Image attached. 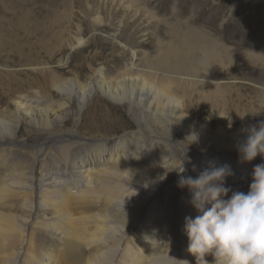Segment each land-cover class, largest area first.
Returning <instances> with one entry per match:
<instances>
[{"label": "bare ground", "instance_id": "6f19581e", "mask_svg": "<svg viewBox=\"0 0 264 264\" xmlns=\"http://www.w3.org/2000/svg\"><path fill=\"white\" fill-rule=\"evenodd\" d=\"M121 6L150 20L133 2ZM122 32L111 39L125 58L134 35ZM121 63L91 66L85 81L45 75L60 102L32 91L13 99V112L0 110V264H196L185 221L200 213L178 180L228 165L225 187L249 191L264 158L241 163L236 145L247 139L242 128L264 121V61L163 23L139 64ZM98 101L124 107L134 128H103ZM72 104L92 131L118 138L64 132ZM22 123L45 135L28 158L16 138Z\"/></svg>", "mask_w": 264, "mask_h": 264}, {"label": "rangeland", "instance_id": "374dc122", "mask_svg": "<svg viewBox=\"0 0 264 264\" xmlns=\"http://www.w3.org/2000/svg\"><path fill=\"white\" fill-rule=\"evenodd\" d=\"M128 2L147 11L150 20L146 21L143 12L136 15L121 6ZM97 17L100 25L94 22ZM163 23L199 31L225 50L264 61V0H0V110L7 107L13 112V99L32 91L43 93L50 100L48 106L60 102L59 95L44 83L45 75L85 81L92 67H114L119 59L123 66L139 64ZM182 23L187 24L180 26ZM120 30L126 37L134 35V45L130 44L133 51L125 49V58L124 48L111 39H119ZM238 64L248 65L244 61ZM98 104L102 105L100 101ZM71 107L61 125L64 132L73 131L92 143L118 138L104 129L92 131L78 118L77 107ZM102 107L94 108L108 114L103 128H112L118 136L134 128L124 107L109 103ZM81 111L84 115L85 107ZM16 138L23 140L19 148L28 158L29 151L36 150L45 135L22 123Z\"/></svg>", "mask_w": 264, "mask_h": 264}, {"label": "clouds", "instance_id": "9594fccd", "mask_svg": "<svg viewBox=\"0 0 264 264\" xmlns=\"http://www.w3.org/2000/svg\"><path fill=\"white\" fill-rule=\"evenodd\" d=\"M241 135L247 139L236 145L240 162L264 158V121L242 128ZM232 175L230 166L212 165L177 182L180 189H189L191 204L200 213L185 221L188 252L196 264H207L208 255L215 264H264V163L255 166L247 193L225 187Z\"/></svg>", "mask_w": 264, "mask_h": 264}]
</instances>
